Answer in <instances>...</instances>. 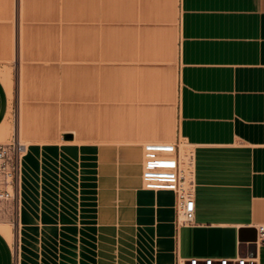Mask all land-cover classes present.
I'll return each instance as SVG.
<instances>
[{"label":"crops","instance_id":"0c3cea01","mask_svg":"<svg viewBox=\"0 0 264 264\" xmlns=\"http://www.w3.org/2000/svg\"><path fill=\"white\" fill-rule=\"evenodd\" d=\"M9 63L0 126L13 91L27 143L0 264H264V0H0ZM179 140L181 225L174 191L142 176L147 145Z\"/></svg>","mask_w":264,"mask_h":264},{"label":"built area","instance_id":"2783aa9c","mask_svg":"<svg viewBox=\"0 0 264 264\" xmlns=\"http://www.w3.org/2000/svg\"><path fill=\"white\" fill-rule=\"evenodd\" d=\"M25 145L18 142L0 144V203L15 197V180ZM150 158H147V157ZM174 144H150L144 148L143 184L151 189H171L175 193L176 222L190 224L194 219L193 154H184ZM257 241L264 243V223L254 226ZM182 264V263H178ZM187 264H257L254 257L190 258Z\"/></svg>","mask_w":264,"mask_h":264},{"label":"rangeland","instance_id":"374dc122","mask_svg":"<svg viewBox=\"0 0 264 264\" xmlns=\"http://www.w3.org/2000/svg\"><path fill=\"white\" fill-rule=\"evenodd\" d=\"M14 70L15 67L12 63L0 64V75H7L11 80L12 86L14 85ZM20 142L26 145V141L18 139L16 132V98L15 93L12 91V96L10 98V107L8 118L0 126V144H6L11 142ZM181 160L183 161L184 167H186V159L184 154L192 151V147L179 140L176 142ZM4 227L10 229L12 237H14L16 229V212H15V197L13 200L5 201L0 203V229L3 230Z\"/></svg>","mask_w":264,"mask_h":264},{"label":"bare ground","instance_id":"6f19581e","mask_svg":"<svg viewBox=\"0 0 264 264\" xmlns=\"http://www.w3.org/2000/svg\"><path fill=\"white\" fill-rule=\"evenodd\" d=\"M186 146H187V143H186ZM148 158H150V157L148 156ZM3 231L6 233V235H7L8 238H11V231H10L9 228L4 227V228H3ZM4 232H3V233H4Z\"/></svg>","mask_w":264,"mask_h":264},{"label":"water","instance_id":"95a60500","mask_svg":"<svg viewBox=\"0 0 264 264\" xmlns=\"http://www.w3.org/2000/svg\"><path fill=\"white\" fill-rule=\"evenodd\" d=\"M68 136V135H67Z\"/></svg>","mask_w":264,"mask_h":264}]
</instances>
